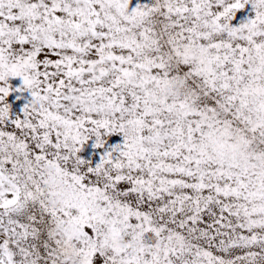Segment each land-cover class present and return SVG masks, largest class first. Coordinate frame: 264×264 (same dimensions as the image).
<instances>
[{
	"label": "snow or ice",
	"instance_id": "snow-or-ice-1",
	"mask_svg": "<svg viewBox=\"0 0 264 264\" xmlns=\"http://www.w3.org/2000/svg\"><path fill=\"white\" fill-rule=\"evenodd\" d=\"M0 264H264V0H0Z\"/></svg>",
	"mask_w": 264,
	"mask_h": 264
}]
</instances>
